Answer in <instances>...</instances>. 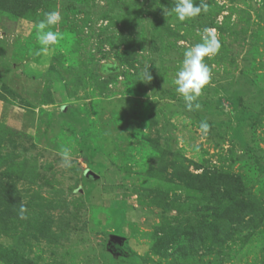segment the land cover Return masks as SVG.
Here are the masks:
<instances>
[{"label":"rangeland","instance_id":"1","mask_svg":"<svg viewBox=\"0 0 264 264\" xmlns=\"http://www.w3.org/2000/svg\"><path fill=\"white\" fill-rule=\"evenodd\" d=\"M205 2L180 22L176 0H0V264H264V0ZM205 28L189 111L173 80Z\"/></svg>","mask_w":264,"mask_h":264},{"label":"clouds","instance_id":"2","mask_svg":"<svg viewBox=\"0 0 264 264\" xmlns=\"http://www.w3.org/2000/svg\"><path fill=\"white\" fill-rule=\"evenodd\" d=\"M208 7L205 0H201L199 4L194 3V0H176L175 6L171 8L170 12L165 11V14H174L177 20L184 22L198 17L202 11L207 12ZM61 22L62 14L56 10L45 12L42 19L35 21L34 31L40 45L37 55H46L63 39L62 33L53 30ZM201 41L184 51L182 62L173 80L176 92L182 97L189 111L201 109L202 106L198 102L199 97L212 78V71L206 63V58L217 55L221 48V42L215 34V29L205 28ZM142 77L146 83L152 80L148 68L143 71ZM199 128L206 134L210 125L206 120H202ZM59 155L63 167H72L73 154L70 148H62ZM27 213L28 208L21 203L18 211L19 219L26 220Z\"/></svg>","mask_w":264,"mask_h":264},{"label":"water","instance_id":"3","mask_svg":"<svg viewBox=\"0 0 264 264\" xmlns=\"http://www.w3.org/2000/svg\"><path fill=\"white\" fill-rule=\"evenodd\" d=\"M116 240L117 243H119V239L115 238L114 241Z\"/></svg>","mask_w":264,"mask_h":264}]
</instances>
